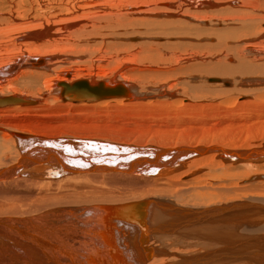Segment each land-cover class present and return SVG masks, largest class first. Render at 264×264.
<instances>
[{
    "label": "bare ground",
    "instance_id": "6f19581e",
    "mask_svg": "<svg viewBox=\"0 0 264 264\" xmlns=\"http://www.w3.org/2000/svg\"><path fill=\"white\" fill-rule=\"evenodd\" d=\"M60 1L64 3V0ZM120 1H123L125 5L130 4V10L133 12H144L143 9L150 8L147 13H141V15H147L145 17L147 19H141L139 16V18H133L134 15H130L125 8L116 5ZM135 1H140V3H133L131 0H92L91 8L85 6L83 8L77 5L73 10L82 11V15L75 18L86 19V23L82 24L79 23L81 22L79 19H68L69 14L48 18L39 23L41 20L36 17L33 19L28 16L25 17L18 4L20 13L18 11L19 14L16 17L11 11L9 12L13 13V17L11 14L8 16L9 12H5V16L7 13L8 17H4V13L0 12V50L3 49L1 46H6L7 43H11L13 47L19 42L18 38L25 43L26 48L20 50V54H23L21 60L17 58L20 56L19 51L17 53L13 51L15 49H4L5 51L2 52L5 53L0 54V97H17L24 100V102L17 104L0 105V112L36 111L40 109L37 107L41 105V101L44 99L48 101L47 95L49 98H53L59 106L67 109L101 111L110 106L139 109L143 103L141 101H150L153 98H160L163 102L167 100L176 101L185 106L189 101L188 98L197 101V98L200 97L197 94L201 92L207 93L205 96L207 99L201 95L204 97L203 100L214 103L218 100L216 99L218 91L224 92V94L219 93L221 96L229 97V100L223 105L226 110L230 108L232 110L239 109L245 104L253 102V106L258 104L254 107L262 106L263 108L260 110L264 111V0H192L191 3L189 0ZM6 2L7 0H0L1 4ZM20 2L24 4L25 1L20 0ZM35 2L37 5H42L44 0L41 2L35 0ZM80 4L82 5V3ZM184 4L191 5V7L188 8L186 5L187 7L185 6L184 9ZM41 8L42 6L38 10ZM52 9L53 7L49 10ZM158 20L163 22H158ZM13 22L20 24L13 28L6 26L13 24ZM150 22L153 31L147 33V26H149L147 23ZM93 26L95 30L92 31H96V34L92 33L91 30L87 34L86 29H92ZM83 28L86 29L83 30ZM138 38L140 41L136 43L126 41L127 39L137 40ZM6 39L7 41L3 43ZM113 40L120 41V45L129 46L127 49L124 48L126 50L122 52V56L134 57L136 62L140 64L145 62L151 64L150 62H152L155 66L158 64L169 66L168 72L165 70L163 74L169 73L176 80H170L172 82L162 80L163 82H160L159 79L162 77L158 76L160 73H156L158 80L155 81L157 83L151 84L147 82L148 79H144L145 76L142 77L146 70L140 71L143 74L139 81L138 78L134 79L130 75L133 70H130V74L126 76L113 70L111 72L113 77L109 80L110 74L107 73V69L101 73L103 75L93 78L94 72L107 63L104 61L111 60L110 56L104 57L102 54L110 46L109 42ZM177 40L184 42L189 40L202 45H190L186 41L185 44L178 45L167 43V49L166 46H163L165 42L175 43ZM161 41L163 42L161 43ZM123 42L125 44H122ZM68 44L71 45L70 49L60 48V46ZM94 44L97 46L96 50L93 51L92 46ZM120 45L119 42L118 44L116 42L117 51ZM193 48L204 51H194ZM139 49L141 52L148 50L154 53L151 56L142 54L137 56L135 54L139 52ZM65 52L66 54H64ZM111 52L115 53L116 51H111L110 48L108 52L106 51L110 54ZM56 55L64 56L61 60H57L59 56ZM165 57L168 63L163 64L162 61ZM118 60L120 61V58ZM132 61L134 62V60ZM190 62L193 65L188 64ZM97 63H101V66ZM116 63V68L126 66L124 63L119 64L118 61ZM57 67L62 68L57 71ZM75 67L79 71L73 74L71 79H67V77L70 78L68 73ZM135 71L132 73H137ZM16 73L20 76L18 79ZM169 74L168 77H170ZM186 74L187 76L184 77ZM188 74L190 75L188 76ZM184 78H189L191 79L190 82H197L198 84L189 89L191 93L186 94L185 92L183 97L177 96L173 88H177L178 85L181 86ZM16 80H19L21 87L29 88L22 92L21 87H15L11 84ZM152 80L154 81V79ZM39 81L43 82V89L38 91L40 95L28 94L33 88L40 85ZM60 82L66 83L67 86L58 85ZM139 82L143 85H139ZM73 83V86L68 85ZM171 83H173V87L170 86ZM98 84H101L105 90L119 89L126 94L121 97H101L97 94H91L93 93L92 88ZM5 87L8 92H3ZM66 87L77 90V93L71 94ZM220 88L225 90H220ZM258 88H261L262 91ZM62 89L63 94H61ZM34 97L39 100H35ZM200 98L202 99V97ZM192 104L195 107L197 102ZM207 104L209 102L205 103L204 106ZM224 109L222 111L225 112ZM67 129L69 130L70 127L65 126L62 130H58L57 134L53 133V135L46 136L38 132L41 130L24 128H15L20 132L7 134L3 131V127H0V132L5 134V136L0 137V156L5 157L10 148L16 149L14 157L8 160V163H0V179L2 178L0 183L3 180L7 182L20 177L53 182L62 180V178L79 177L93 173H113V175L120 173L126 176L145 178V180L171 175L170 180L172 182L174 180L179 182L181 179L182 182L195 184L193 187H188L193 195V197L191 195L192 200L208 201L204 203L202 208L189 209L192 207L186 208L187 205L185 203L183 205V201L180 202L182 199L180 197L178 200L175 195L174 197L169 196L170 200L166 197H160L158 194L154 199H152L153 196H147L138 200H124L125 204L111 202L109 206H100L97 203L89 205V208L86 209L62 210L59 208L55 209L58 211L44 210L32 217H5L0 219V264H173L172 262L175 260L178 262L184 258L188 260L189 257L186 253H170L174 252L171 251L172 248L170 252L163 250H168L167 242L157 239L160 237L158 234L162 224L166 227L165 235H173L168 243H174L178 240H185V235H188V231L183 230L189 228L184 217L186 214L208 218L209 220L204 219L205 222L199 224L201 226L206 225L204 227L206 232L213 231L211 232L213 233L211 234L212 240H214L213 246L214 243L219 245L218 240L222 235L221 232H228L233 226L232 219L235 217V209L241 208L240 205L246 206L248 204L247 206H250L249 202L236 201L233 198L225 199L222 203L220 200L219 203L214 204L211 201L214 195L209 194L210 192L205 190V184L201 182L204 172L201 171L202 169L200 170L199 166L202 168L212 166L224 175L227 171L240 168L246 171L245 174H242L243 179L245 177L250 180V183L264 184V174H258L259 169L264 166L262 165L264 164V138H261L262 140L255 145L229 146L212 140L210 142H196V145L176 141V143H164L161 146L157 142L141 143L138 139L135 142H124L121 139L114 141L103 140L96 136H75L71 132H67ZM32 156L35 157V162L29 160ZM195 165L196 167H194ZM9 167L10 169H3ZM194 170L197 173H192ZM186 173L187 175L192 173V175L182 179ZM200 183H202V188H205L202 191H200ZM170 195H172L171 192ZM246 209L250 208H245L243 212H251V214L254 212V209L249 211ZM248 215L246 214L247 217H249ZM179 216L181 219L176 218ZM173 217L176 221L171 223L170 220ZM50 218L59 224L43 226L41 222L50 225L44 221V219ZM194 220L193 222H195ZM258 221L260 220H252L251 222L256 225ZM261 221L263 220L261 219ZM222 222L225 227L221 225ZM72 226L84 228L82 241L79 238L80 232L69 233L71 230L69 227ZM246 226L252 230V224L248 225L247 223ZM200 233L198 232V234ZM218 233L221 235L219 236ZM199 236L203 235L200 234ZM69 237L79 244L69 243ZM260 237L262 236L260 235ZM198 239L202 240L201 237ZM200 240L199 243H205V241L200 242ZM255 242L253 243L255 244ZM259 243L261 246L262 242ZM205 244L212 246V244ZM223 247L225 248V245ZM228 248H226V252L229 249L232 251L231 248ZM219 250L221 252L220 248ZM230 250L226 255L229 256L233 252ZM206 251L210 252L209 249ZM257 252H259L258 249ZM185 254L188 258L184 257ZM202 254L204 255L205 252ZM208 255L210 256V253ZM208 255L206 256L208 257ZM228 256L227 258H229ZM241 261L243 262V259ZM251 261L254 260L251 259Z\"/></svg>",
    "mask_w": 264,
    "mask_h": 264
},
{
    "label": "rangeland",
    "instance_id": "374dc122",
    "mask_svg": "<svg viewBox=\"0 0 264 264\" xmlns=\"http://www.w3.org/2000/svg\"><path fill=\"white\" fill-rule=\"evenodd\" d=\"M24 1H25L24 4L23 2L21 4L20 0H9V1L7 0L6 3H3L5 5L0 3V9L3 8L1 9L0 12H3L4 17H6L7 13L5 16V12L11 11L14 14L9 12L8 16H10V14L12 16L13 14V16L16 17L20 13V10H18L20 8L21 12L24 13V14L23 13L21 14H23L25 17L26 16L30 18L32 17L31 19L36 17L37 19L41 20L39 21V23H42L43 20H46L48 18L49 19L56 18L59 15L69 14L70 16L68 19L70 18L79 19L81 20V22L79 23L82 24V23H86L85 21L86 19L75 18L79 16L81 17L82 11L77 12V11H74L73 9L77 5L82 6L83 8L84 6L86 8H91V6L93 5L91 3L92 0H64V3H61L60 0H44V3L42 5H37L36 4L37 2H35V0L33 1L24 0ZM190 1L192 2V0H189V3H191ZM131 2L137 3V4L140 3V1H135V0H131ZM145 2L148 3L149 1H145ZM80 3H82V5ZM17 4L20 6L19 8L17 7ZM116 5H118L119 7L125 8V10L130 15H134L133 18H136L139 16L141 19H147L145 18L147 15H141V13L145 14L150 9V8H145L143 9L145 10L144 12H137V11L133 12V10H130V4L125 5L123 1L118 2ZM186 5L188 4H184V7H183L184 9ZM41 6L42 8L38 10V8H40ZM50 6L53 7L51 11L49 10L50 8H52ZM190 7L191 5H188V8ZM85 15H86V12H85ZM158 22H163V21L158 20ZM18 24L20 23L13 22V24L6 25V26H10L11 28H13ZM147 24H149L146 30L147 33H152L153 27L151 26V22ZM93 28L94 26L92 27V29L83 28V30L86 29L87 34H89L90 30L92 33L96 34V31H92V30H95ZM17 40L19 42L16 45H13V47L11 43H7L6 46H1V49L2 48L3 49L0 50V54L5 53V52H2V51H5L4 49L6 50L15 49L13 51H16V53L19 51V54H20L21 49L25 50L26 49L25 43L21 42L19 38ZM6 41L7 39L4 40L3 43ZM126 41L128 43H136L140 41V38H138L137 40L127 39ZM186 41L187 40H185V42L182 40H179V41L177 40L175 42L176 44L165 42L164 45L163 44H160V45H163L164 47L166 46V49H167L168 48L167 43L178 45L181 43L185 44ZM116 42L117 44L119 42V45L121 44L120 41H115V40L109 42V45L111 47L108 46V49L105 50L104 54L102 55H104V57L110 56L111 60L108 59V61H104L107 63L104 64L103 67L101 66V63H97V64H100L101 68L98 71L94 72L93 78H96V76L98 77V75H103L101 73L105 72L107 69V73L110 74L109 80H111L113 77L111 74L113 70L119 71V73L123 76L129 75L131 73L130 75H132L134 79L138 78L137 79L138 81L140 80L139 78H142L145 76L144 79L146 80L148 79L147 82L151 84H153V82L154 84L157 83L156 81L158 79L156 77V73L161 74V75L157 74L159 77H162V79H159L160 82H163L165 80L166 81L176 80V79H173V75L169 73H166L167 75L163 74L165 73V70L168 72L169 66H165V65L161 66L159 64L158 66H155L153 65L152 62H150L151 64H149L148 62H145L144 64H140L136 62V59L134 57L130 58L127 56H122L123 55L122 52L125 51L127 48H129V46L126 47V45H120L118 46V51H117V47H115ZM162 42L163 41H161V43ZM191 42L189 40L187 41V43L190 45L201 44V43H196V42L194 43L193 41ZM122 44H125V43L123 42ZM96 46H97L96 44L92 46L93 51L96 50ZM62 47H64L65 49H70L71 45L68 44L65 46H60V48ZM125 47L126 49H124ZM109 48L111 49V51H116V52L115 53L111 52V54L106 53V51L108 52ZM177 48L179 47L177 46ZM193 49L194 51H204V50H198V49L196 50V48H193ZM129 52L131 53L132 51L130 50ZM153 53L154 52L151 53L148 50H146V52L144 51L141 52V49H139V52L136 53L135 55L138 56L139 54H142L146 56L147 55L151 56V54ZM64 54H66V52ZM14 55H17V54H14ZM56 56H59L57 60H61L64 55H56ZM22 57H23V54L22 55L20 54V56L17 58H19L18 60H21ZM116 58L118 59L120 58V61ZM97 59H100V58L97 57ZM114 59H115V62H114ZM116 60L118 61L119 64L124 63L126 64V66L125 67L119 66L118 68H116V65H115V63L117 62ZM132 60H134V62ZM162 63L163 64L168 63L166 57L164 58ZM188 64L193 65L192 62ZM194 64L196 63L194 62ZM138 67L141 69H139ZM61 68L62 67L58 68L57 71L61 70ZM130 70H133L132 72L136 70L135 72L137 73H132V72L129 73ZM78 71H79L78 68L76 67L73 68V70L68 73L70 78L67 77V79H71L73 74H76ZM140 71H145V75L142 76L143 73H140ZM138 73L141 75H139ZM136 74L138 75V77H136L137 76ZM168 74L170 75L171 78L168 77ZM16 75L18 79L20 76L17 73ZM55 75H56V72H55ZM189 75L190 74H188V76ZM164 76L165 77L167 76V77L165 78ZM186 76L187 74L184 77ZM152 79H154V81ZM190 81L191 79L184 78L183 84L181 86L178 85L177 88L175 89L173 88V90L176 91L175 93L177 96L183 97L182 95H184L185 92L186 94H189L190 92L189 89L198 84L197 82L193 83ZM42 83L43 82L39 81L40 85H38V87H35L33 89L31 88L32 89L31 93H28V94H34V96L40 95L38 94L40 93L38 91L43 89ZM44 83H45V80H44ZM11 84L15 87L22 86V85H19L21 84L19 80L18 81L16 80ZM172 84L173 83H171L170 86L173 87ZM139 85H143V84L139 82ZM27 88L29 87H25V88L21 87L20 89L21 90L23 89L22 90L23 92L24 89H27ZM221 89L222 88H220V90ZM258 89L262 91L261 88H258ZM5 90L3 92H8L7 88ZM222 90H225V89H222ZM219 93H222V92L218 91L216 94V99H218L215 101L216 105H215V102L213 103L211 101L205 100L207 99L205 97L207 93L201 92L200 94H197V95H200L202 99L200 97L198 98L196 97L197 101H195L194 99L188 98L189 101L187 104L188 105L190 104V106L186 104L187 105V106L185 105L186 107L176 101L172 102V101L167 100L163 102L161 101L160 98H153L151 100L148 99L150 101H147V100L141 101L143 103L141 104V108L139 109L138 108H128L127 109V108L119 107V106H114V107L110 106V107H107L106 109L104 108L101 111L99 110L82 111L79 109L75 110L72 108L67 109L63 106L62 107L59 106L56 102H54L53 98L51 99L47 95L48 101H46L45 99L41 101V105L37 107L40 109L36 111L28 110V111H21V112H18V111L0 112V127H3L4 129L3 131L7 132V134L8 133L12 134L14 132L15 133L20 132L19 130H15V128H24V129H29V130L31 129L41 130V131H38L40 134L48 136L50 134L53 135V133L57 134L59 132L58 130H62L66 126V127H70L69 130L67 129L68 130L67 132H71L75 136H83V137H88V136L95 137L96 136V137H101V139L103 140H114V141L121 139L124 142H135L136 139H138V141L141 143H145L147 141L155 142V143L157 142V143H160L161 146L164 143H176V141L189 142V144L191 145H196L195 144L196 142H200V141L210 142L213 140L214 142H218L220 144H228L229 146H240V145H245V144L255 145L256 143L260 142L262 140L261 138H264V118H263L264 111L260 110L263 107L262 106H259L258 108L254 107V106H258V104H255L253 106V102H249V104H245L244 107L242 108H239V109L237 108L235 110H232L230 108L229 110H226L224 109L223 105H224V102H227L229 100V97L225 95L221 96V94ZM5 94H8V93H5ZM222 94H224V92ZM201 95H204L205 97L204 100L206 102L203 100L204 97ZM185 96L187 97V95ZM35 100H39V99L35 98ZM193 101L197 102L198 106L195 105L194 107L192 103H195V102ZM208 102L209 104L204 106L205 103H208ZM191 106L194 108H192ZM206 107L208 110L206 109ZM223 109L225 110V112L222 111ZM1 136H5V134L0 132V137ZM218 149H222V148H218ZM9 150H10L9 152L4 151L6 152V155H5V157H7L6 159L2 155L0 156L1 164L8 163V160L14 157L15 155L14 152L16 151V149L10 148ZM194 167H196V165ZM199 167H200V170L202 169L201 171L204 172V175L201 177L202 179L201 182L205 184L204 186L206 188V189L202 188V183H200L199 184L201 188L200 191H202V189H205L206 191L210 192V193L208 192L209 194L214 195L213 197L218 199L216 200L215 198L212 197L211 201H213L214 204L217 202L219 203L220 200L222 203L225 199L233 198L236 201L249 202L250 206L248 207L247 206L248 204H246V206L240 205L241 208L235 209V213H234L235 217H233L234 219H232L233 226L231 230H229L228 232L226 231L221 232L222 235L218 233L219 236L221 235L219 237L220 238L219 240L221 241L218 240L220 247L218 244H215V243L213 246L214 240H212L213 236L211 235L213 234L211 233L213 231L206 232V230H204V227L206 225H202V226L200 225L202 222H205V220H209L208 218L205 219L199 216L195 217L194 215H192L195 217L194 218L191 215H189L190 216L189 217L186 214L184 217L186 218V223H188L189 228L187 230L186 229H183V230L188 231L187 233L188 235H185L186 236V238H184L185 240H178L177 242H174V243H168L169 240L173 237V235L172 236L165 235L166 227H164V225L162 224V228L160 230V233L158 234V236L160 237H157V236L156 237L157 239H161L167 242L166 246L168 247V250L167 249H163V250L165 252H170L172 248L171 251H174V252H170V253H186L187 256L189 257L188 260L184 258L181 262L180 261L178 262L177 260H175L172 262L173 264H187L188 262L189 264H205V263L214 264L215 262H216L215 264H228L230 262H231L230 264H264V259H263L264 258V249H263L264 248L263 247L264 246V238H263L264 237V225H263L264 224V184L260 185V183L258 184L250 183V180L246 179L244 176H243L244 177L243 179L242 174H245L246 171L240 168L239 169L236 168L233 171L231 170L227 171V173L224 175V174H221L220 171H217L212 166L208 168L207 167L202 168V166H199ZM3 169H10V167L3 168ZM259 170L260 172L258 174H264V166L261 167ZM192 173L195 174L197 172H195L194 170ZM192 173H190V175H187L186 173V175L182 177V179L191 176ZM114 174L115 175H113V173L112 174H107V173L106 174H94L93 173V174H86L85 176H79V177H68L64 179L62 178V180H59V181L57 180L53 182L40 181L39 179L30 180V178L23 179L21 177L18 179L7 181V182L3 180L4 182L1 181L2 183H0V219L5 218V217H18V216L32 217V216H37L38 214H40V212L44 210L52 209L54 211H58L55 209H59V208L62 210L64 209H72V210L86 209V208H89V205L91 204L93 205L97 203L100 204V206H109V203L111 202H117L118 204H125L124 200H131V199L138 200L140 198L147 197V196H153L152 199H154L158 194L160 195V197H166V198H169L170 200H171L170 197H174V195L177 196L178 200L182 198L180 199V202L183 201L182 204L184 205L185 203V205H187L185 206L186 208L192 207L189 209L202 208L204 206V203H207L208 201V200H203V201L192 200L191 198L192 193L190 192V189L188 187H193L195 184L193 183L192 185V183L182 182L183 180L181 179H179V182L175 180L172 182V180H170L171 175H168L169 177L165 176L164 178L161 177L157 179H146L145 180V178H136L132 176H126L120 173H114ZM192 177H195V176H192ZM166 178H169V179H166ZM189 179H185V180H189ZM0 180H2V178ZM247 182L248 184H246ZM233 183H236V184L234 185ZM225 185H227L228 187ZM170 192L172 193V195H170ZM226 195L228 196L227 198L225 197ZM245 208H250V209H246L247 211L254 209V212L252 214L251 212L249 213L243 212ZM245 213L249 214L248 215L249 217H247ZM243 215L246 216L247 218L244 217ZM176 218L181 219V216L176 217ZM193 218L197 219L198 221L194 220ZM257 219H259L260 221H258L256 225L251 222L252 220L257 221ZM261 219L263 221H261ZM193 220L195 222H193ZM44 221L50 223V225L41 222L43 226L45 225L51 226L54 223L59 224V222H54L53 220H51V218L44 219ZM170 221L171 223H174L176 220L173 217ZM189 223H193V224H189ZM247 223L248 225L249 224L253 225L251 226L252 230L251 228H248L246 226ZM192 225H195V226H192ZM221 225L225 227V224L223 222ZM69 228H71V230L69 231L70 234H72L73 231L80 232L81 234L79 235V238H80V241H82V234H83L82 230L85 231L84 228H81L80 226H72ZM73 229H76V230H73ZM197 231L199 233L203 232L200 234L203 235L204 238L203 236H199L200 234H198ZM255 231H257L256 233L258 232L259 233L256 234ZM260 235L262 237H260ZM162 236H165V237H162ZM189 237H190V240H189ZM198 237H201L202 240L198 239ZM210 238L211 240H208ZM199 240L200 242L205 241V243L207 244H210V245L212 244L211 246L212 248L206 245L205 243H199ZM68 242L73 243V244H79V242H74L71 237L68 238ZM253 242H255V244ZM259 242H262L261 246ZM175 244L178 246H176ZM204 244L205 246H208V247H205ZM186 245L188 249H186L187 248ZM224 245H225V248L223 247ZM228 247L231 248L233 252ZM213 248H214V251L216 252L213 251ZM219 248L221 249V252ZM223 248L225 249V251ZM226 248H228L233 253V254L230 253L231 258H230V255L229 256L226 255L229 253V250H227L226 252ZM207 249H209L210 252L206 251ZM257 249L259 252H257ZM203 250L205 252L204 254L205 256L202 254L204 253L202 252ZM149 251L151 253L150 249ZM209 253H210V256L208 255ZM186 254L184 257L188 258ZM194 254L199 257L197 256L195 257ZM258 254H259V257H258ZM206 255H208V257ZM227 256L229 258H227ZM232 256L234 257L232 258ZM206 257L207 259H205ZM202 259H204L203 262H205V260L206 262L203 263ZM208 259L209 261H207ZM242 259H243V262L241 261ZM251 259L254 261H251ZM200 260L201 262H199ZM196 261H198V263H196Z\"/></svg>",
    "mask_w": 264,
    "mask_h": 264
},
{
    "label": "water",
    "instance_id": "95a60500",
    "mask_svg": "<svg viewBox=\"0 0 264 264\" xmlns=\"http://www.w3.org/2000/svg\"><path fill=\"white\" fill-rule=\"evenodd\" d=\"M58 85H61V86H67L66 83H63V82H60L58 83ZM69 86H73V84H68ZM69 89V91L71 92V94H75L77 93V90L73 89V88H69V87H66ZM75 88V87H74ZM93 89V93L91 94H97V95H100L101 97H105V96H113V97H121V96H124L126 94V92L124 91H121L119 89H103L102 88V85L101 84H98V85H95ZM63 89H62V93L63 94ZM72 98L74 99V96H72ZM74 101V100H73ZM21 102H24V100L20 99V98H6V97H0V105H8V104H17V103H21ZM193 154H196V153H193ZM35 157L32 156L29 158L30 161L32 162H35L34 161Z\"/></svg>",
    "mask_w": 264,
    "mask_h": 264
}]
</instances>
